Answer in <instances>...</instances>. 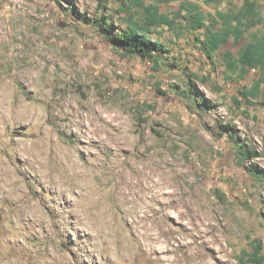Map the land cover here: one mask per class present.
Wrapping results in <instances>:
<instances>
[{"label":"rangeland","instance_id":"1","mask_svg":"<svg viewBox=\"0 0 264 264\" xmlns=\"http://www.w3.org/2000/svg\"><path fill=\"white\" fill-rule=\"evenodd\" d=\"M248 1L161 3L169 18L196 5L208 22L145 24L164 53L142 60L96 24L111 17L120 34L128 0H0V264H254L264 91L241 95L259 72L233 76L223 56L264 23H245L212 61L196 42L217 11L264 18V0ZM153 221L166 262L137 237Z\"/></svg>","mask_w":264,"mask_h":264},{"label":"trees","instance_id":"2","mask_svg":"<svg viewBox=\"0 0 264 264\" xmlns=\"http://www.w3.org/2000/svg\"><path fill=\"white\" fill-rule=\"evenodd\" d=\"M110 1L111 0H99V7L102 8V4ZM152 1L156 3L146 4L143 0H128L129 4L127 9L126 6H124L125 12L129 13L126 19L128 26L125 30L120 32V34H111L109 29L110 25L109 27L107 26L111 17H102L96 24L116 49L121 50L125 54L137 56L142 60L156 59L164 53L162 44L153 42L147 36L149 28L145 27V24L156 28L162 26L172 27L176 25L177 19L182 18L186 25L184 27L192 32H197L207 25V16L196 5H182L180 11L174 13L172 18H169V16L161 13L159 5L163 2H170L171 0ZM244 1V7L241 9V12H246L249 8L254 7L253 3H249L248 0ZM138 14L139 18L137 16ZM244 18L242 13H226L219 11L215 13L214 20L209 23L211 28L207 29L202 37H196L199 49L208 60L212 61L216 53L227 45L231 39H239L242 37V26H244L245 23L251 27L264 23V18L260 15L251 16L246 18V20ZM143 20H145L146 23L143 24ZM84 21L88 20L84 18ZM217 23H221L225 28H217ZM223 62L225 70L233 76L244 77L251 70H257L259 72V77L254 81L250 90L241 92V95L245 97H256L261 88H263L264 91V36L251 34L249 36V41L240 48L237 55L234 56L230 52H226L223 56ZM227 77L230 78L231 76ZM234 101L237 104L239 103L237 99H234ZM250 245L252 248V262L254 264H264L262 243L253 240Z\"/></svg>","mask_w":264,"mask_h":264},{"label":"bare ground","instance_id":"3","mask_svg":"<svg viewBox=\"0 0 264 264\" xmlns=\"http://www.w3.org/2000/svg\"><path fill=\"white\" fill-rule=\"evenodd\" d=\"M149 174V173H148ZM150 175V174H149ZM146 177V176H145ZM148 177V175H147ZM144 178V177H142ZM148 179H151V175L148 177ZM151 181V180H150ZM145 183V182H144ZM147 183V181H146ZM149 183V182H148ZM132 184V183H131ZM145 185V184H144ZM147 186V185H146ZM158 187V186H157ZM162 187V186H161ZM147 188V187H146ZM151 188V187H150ZM148 189V188H147ZM158 190V189H157ZM145 191V190H144ZM147 191V190H146ZM160 194V193H159ZM144 217V216H143ZM146 218V217H144ZM147 221V220H146ZM150 221V220H149ZM145 223V222H144ZM164 231V226L161 222L153 221L150 223H146L142 231H138L137 237H139L140 242L143 246L147 248V250L151 253H155L159 260H163L166 262V255L169 252L168 246H162V242L160 241L159 237H155L153 240H151V232L156 233L157 235L161 234V232ZM146 250V251H147ZM145 251V250H144ZM142 252V251H141ZM144 253V252H143ZM169 260V259H168ZM203 262V261H202ZM206 262V261H205ZM168 264H178L175 260L167 262Z\"/></svg>","mask_w":264,"mask_h":264}]
</instances>
